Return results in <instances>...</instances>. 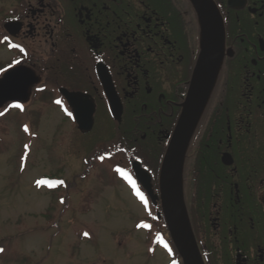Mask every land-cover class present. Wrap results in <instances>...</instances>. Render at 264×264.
Masks as SVG:
<instances>
[{
	"label": "flooded vegetation",
	"instance_id": "flooded-vegetation-1",
	"mask_svg": "<svg viewBox=\"0 0 264 264\" xmlns=\"http://www.w3.org/2000/svg\"><path fill=\"white\" fill-rule=\"evenodd\" d=\"M209 3L206 23L214 21L215 46L222 43L213 86L211 65L197 68L205 27L193 0H12L0 20L9 56L0 78L22 68L29 89L11 94L30 98L0 112L39 97L82 136L107 132L92 146L101 153L94 150L95 161L131 177L145 198L140 206L154 212L148 219L160 211L161 224V199L153 201L133 165L159 196L162 162L186 112L194 128L184 195L205 264H264V0ZM6 23L15 25L7 30ZM68 94L94 104L89 132L79 129Z\"/></svg>",
	"mask_w": 264,
	"mask_h": 264
},
{
	"label": "rangeland",
	"instance_id": "rangeland-1",
	"mask_svg": "<svg viewBox=\"0 0 264 264\" xmlns=\"http://www.w3.org/2000/svg\"><path fill=\"white\" fill-rule=\"evenodd\" d=\"M11 6L0 0V20ZM0 113V264H171L169 234L134 180L95 161L107 132L82 136L39 97Z\"/></svg>",
	"mask_w": 264,
	"mask_h": 264
},
{
	"label": "water",
	"instance_id": "water-1",
	"mask_svg": "<svg viewBox=\"0 0 264 264\" xmlns=\"http://www.w3.org/2000/svg\"><path fill=\"white\" fill-rule=\"evenodd\" d=\"M199 1V2H198ZM200 14L202 26L205 27V35L203 39L204 52L201 55L198 67L199 73L206 65H211L209 81L213 86L221 57L218 56L221 41L215 46V38L220 34L219 29H215V23L211 20L208 25L206 18L210 17L209 9L211 8V0H193ZM200 8H199V6ZM15 25L6 23L5 28L8 30L10 26ZM217 39V38H216ZM217 51V54L209 57L208 52ZM22 68H14L8 70L3 77L0 78V107L10 101L27 102L30 94H11L13 91H26L29 89L28 82L23 74ZM68 99L74 108L75 117L79 125V129L83 132H89L94 124V104H87L83 101L79 94H68ZM209 94H205L206 100ZM75 99V101H73ZM187 106L185 107L186 110ZM201 111L199 112L200 115ZM186 120L180 123L177 136L167 148L165 153L159 176V190L162 205V211L169 230L171 239L182 258L183 264H205L197 245V241L190 223L188 211L186 208L184 197V163L187 149L189 133L193 130L194 125L187 127V113L184 112ZM198 117V115H197ZM135 175L139 183L148 191V194L154 202L159 198L152 190L151 177L141 168L139 163L133 165ZM1 249V248H0Z\"/></svg>",
	"mask_w": 264,
	"mask_h": 264
},
{
	"label": "snow or ice",
	"instance_id": "snow-or-ice-1",
	"mask_svg": "<svg viewBox=\"0 0 264 264\" xmlns=\"http://www.w3.org/2000/svg\"><path fill=\"white\" fill-rule=\"evenodd\" d=\"M5 40H7V37H5ZM17 63H18V62H17ZM57 103H60V101H57ZM18 106H19V105H18ZM0 114H2V113H0ZM25 130H27V128H26ZM44 183H50V182H48V181H44V180L37 181V184H44ZM57 183L62 184L63 181H59V182H57ZM133 186L135 187V185H133ZM137 194L140 196V198H141L142 200L145 199L144 196H143V194L140 193L139 191H137ZM85 235H87V233H85ZM0 251H2V249H0Z\"/></svg>",
	"mask_w": 264,
	"mask_h": 264
},
{
	"label": "trees",
	"instance_id": "trees-1",
	"mask_svg": "<svg viewBox=\"0 0 264 264\" xmlns=\"http://www.w3.org/2000/svg\"><path fill=\"white\" fill-rule=\"evenodd\" d=\"M100 155H101V153H99V152H98V153H96V157H98V158H99V157H100ZM90 165H91V163H88V164H87V167H88V166H90ZM82 177H85V174H82ZM164 228H165V229H167L165 226H164ZM166 231H167V230H166ZM170 241H171V239H170ZM171 243H172V242H171ZM175 253H176V256L178 257V255H177V252H175Z\"/></svg>",
	"mask_w": 264,
	"mask_h": 264
}]
</instances>
